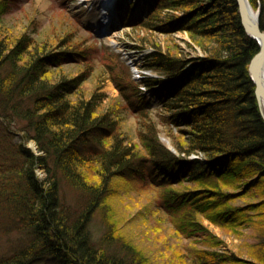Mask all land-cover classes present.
<instances>
[{"label": "trees", "instance_id": "1", "mask_svg": "<svg viewBox=\"0 0 264 264\" xmlns=\"http://www.w3.org/2000/svg\"><path fill=\"white\" fill-rule=\"evenodd\" d=\"M250 1L261 10L264 29V0ZM8 2L0 0V239L6 240L0 264H150L113 228L93 240L91 219L118 175L167 188L161 207L167 214L195 212L230 228L254 225L252 259H227L264 264V119L249 74L259 45L243 27L237 0L130 3L120 16L143 30L135 37L137 48H153L146 66L158 76L135 79L116 54L125 73L107 67L122 108H102L103 93L85 96L74 90L93 65L86 51L68 47L73 33L58 32L47 41L33 38L35 29L8 28L3 20ZM181 30L190 36L187 45L199 48L202 56L192 57L178 43L163 44L151 34ZM66 56L86 58L87 69L73 77L63 71L47 75ZM126 111L139 117L145 155L127 134L116 133ZM159 125L178 154L161 141ZM38 167L45 169L43 178ZM62 182L82 194V205L67 203ZM181 184L193 186L170 189ZM248 193L260 199L234 205Z\"/></svg>", "mask_w": 264, "mask_h": 264}, {"label": "rangeland", "instance_id": "2", "mask_svg": "<svg viewBox=\"0 0 264 264\" xmlns=\"http://www.w3.org/2000/svg\"><path fill=\"white\" fill-rule=\"evenodd\" d=\"M8 1L11 8L3 16L6 27L9 25L13 30H21L26 27L30 31L35 29L32 32V37L47 41L53 40L58 32L73 33L74 37L71 41L69 40L68 47L86 51L93 65L92 71L86 74V79L74 90H82L85 96L94 92L103 93L102 108L111 105L116 108L124 106L119 91L110 78L111 70L107 67L111 65L119 75L125 73V68L120 66L117 63V58H115L118 54L120 59L125 62L120 49H129L135 58L140 56L135 62V66L138 67V76H158L154 69L146 66L150 58L148 55L153 51V48L151 46L143 49L137 48L139 42L135 37L138 33L141 34L143 30L134 28V25H131L133 23L131 19L125 23L120 13L115 19L113 30L105 37L98 35L90 28L87 20L90 7L86 3L79 4L76 0ZM124 6L120 12L125 10ZM174 13L179 14V12ZM145 14L146 10L139 13L141 18ZM135 16L136 13H134V18ZM151 34L163 44L178 43L192 57L203 55L199 48L192 49L187 45L190 36L185 30L174 33L151 32ZM112 39L121 46L120 49L119 46H113L114 44L109 42ZM66 57L60 61L61 66L49 68L47 75L55 77L63 71L73 77L87 69L85 66L86 58L77 57L78 61H75L74 58ZM128 67L131 69V65ZM135 69L137 70L136 67ZM103 71L106 73L105 78ZM141 79L140 77L137 78V80ZM142 87L140 86L141 89H143ZM149 99L151 96L148 97ZM138 121L137 115L127 112L125 118L121 119L120 125H117L116 133L127 134L128 138L136 142L138 153L145 155L148 150L141 146L142 143L137 132ZM159 128L161 129L159 133L161 141L163 142V135L171 141V137L162 130V125H159ZM163 144L170 149L164 142ZM28 147L37 152V146L34 142H29ZM174 153L178 154L177 149ZM85 172L89 179L94 178L93 170L88 168ZM36 173L40 178L46 175L45 169L42 167H38ZM146 180L147 178H138L137 176L121 177L118 175L113 177L110 193L104 198L91 219L90 229L95 242L99 241L108 229L113 228L116 237H122L134 245L136 249L141 250L148 257L150 264H233L227 259L230 255H237L246 260L252 259L250 246L257 240L254 225L230 228L215 224L202 214L195 212L184 213L183 211L178 214H167L168 210L164 209L165 213L161 207H164L163 203L166 199V195L163 193L168 192V189L149 185ZM192 186L181 184L170 189L183 191ZM62 188L67 203L83 204L82 194L69 183L62 182ZM259 199V196L248 193L238 197L233 203L234 205H242ZM191 222L195 225L192 226ZM176 223L182 227L181 230L175 226ZM116 237L115 242L118 241ZM4 241L6 240L0 239V247ZM190 248H194L195 254L190 253Z\"/></svg>", "mask_w": 264, "mask_h": 264}, {"label": "water", "instance_id": "3", "mask_svg": "<svg viewBox=\"0 0 264 264\" xmlns=\"http://www.w3.org/2000/svg\"><path fill=\"white\" fill-rule=\"evenodd\" d=\"M237 4L246 33L255 39L259 45L257 53L249 62V74L255 84V95L264 119V29H262L260 23V9L254 10L249 0H237ZM97 33L100 36L104 34L101 31H97ZM122 57L128 64H134V61L126 53H123ZM162 140L170 149L176 152L169 138L163 135Z\"/></svg>", "mask_w": 264, "mask_h": 264}, {"label": "bare ground", "instance_id": "4", "mask_svg": "<svg viewBox=\"0 0 264 264\" xmlns=\"http://www.w3.org/2000/svg\"><path fill=\"white\" fill-rule=\"evenodd\" d=\"M76 1L79 4L80 3L88 4V7L90 8H89V14L87 16V20L91 26L90 28H92L96 33L97 31L104 32L102 36L105 37L111 33L110 32L111 30H113L112 29L114 27L113 24L115 23V19L119 13V10L117 9L118 1L126 2V0H76ZM135 1L136 0H134V2ZM109 42H112L115 46H119V49L121 48V46L115 40L112 39L109 40ZM122 50L123 48L120 49L119 51L121 52ZM125 53L128 54L130 57H132L131 53H129L128 51H126ZM135 67L137 68L138 71L137 65ZM145 93L148 94L149 91H147L146 89ZM149 96H151V94H149Z\"/></svg>", "mask_w": 264, "mask_h": 264}]
</instances>
